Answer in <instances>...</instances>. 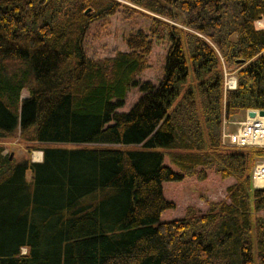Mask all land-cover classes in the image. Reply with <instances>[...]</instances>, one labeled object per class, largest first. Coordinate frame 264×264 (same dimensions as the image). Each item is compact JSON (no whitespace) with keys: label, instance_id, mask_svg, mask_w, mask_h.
Here are the masks:
<instances>
[{"label":"trees","instance_id":"trees-1","mask_svg":"<svg viewBox=\"0 0 264 264\" xmlns=\"http://www.w3.org/2000/svg\"><path fill=\"white\" fill-rule=\"evenodd\" d=\"M120 7L146 30L87 56L90 23ZM258 20L264 0H0V264H264V186L251 178L264 147L222 142L223 119L264 109ZM151 36L170 42L157 85L136 78ZM13 138L41 160L9 158ZM209 169L234 179L224 197L159 220L174 207L162 182Z\"/></svg>","mask_w":264,"mask_h":264},{"label":"rangeland","instance_id":"rangeland-1","mask_svg":"<svg viewBox=\"0 0 264 264\" xmlns=\"http://www.w3.org/2000/svg\"><path fill=\"white\" fill-rule=\"evenodd\" d=\"M256 23L258 26H264L263 21L258 20ZM148 24L149 19L146 16L120 7L105 20H96L90 23L83 39L84 52L87 56L102 58L118 50H127L126 38L129 33L135 31L137 28L146 30ZM151 39L152 47L150 53L147 55L148 67L138 73L136 78L139 81L147 80L157 85L163 76L165 55L170 42L167 37L156 39L155 36H151ZM27 93L26 89H23L21 92L22 96H26ZM140 94L141 92L137 86L131 87L124 98L123 104L117 110H128ZM224 120L226 121L222 125V130L224 128L225 132L231 135L246 120V115L243 111L241 114L239 113ZM225 138L224 142L226 144H233L231 143L234 140L233 137L227 136ZM3 145L4 153H12V157L17 160L30 158V154L32 153L35 158H33V161L41 160L42 158L41 150H28L17 138L5 139L3 140ZM51 145L73 148L78 147L80 144L62 142L52 143ZM111 146L119 147V144H111ZM37 152L40 153V157L35 156ZM262 160H264V157H262ZM165 162L167 163V159H165ZM26 177L29 179V171L26 172ZM233 181L232 177L221 179L212 169L208 170L207 177L202 180L196 176H185L180 181H163V194L166 199L173 201L174 207L163 210L159 220L182 216L188 205L204 209L208 201L223 198L226 186Z\"/></svg>","mask_w":264,"mask_h":264},{"label":"built area","instance_id":"built-area-1","mask_svg":"<svg viewBox=\"0 0 264 264\" xmlns=\"http://www.w3.org/2000/svg\"><path fill=\"white\" fill-rule=\"evenodd\" d=\"M223 85L224 89H232L236 87V76L233 71H230L229 68L223 67ZM226 120L223 121V123ZM255 117H246V120L238 127L233 134H228L225 132V129L222 130V142L225 143V137H233V146H246L254 145L264 147V142L262 140L261 132L255 129V124L259 122ZM226 144V143H225ZM251 178L254 186L263 187L264 186V160L256 162L252 169Z\"/></svg>","mask_w":264,"mask_h":264},{"label":"bare ground","instance_id":"bare-ground-1","mask_svg":"<svg viewBox=\"0 0 264 264\" xmlns=\"http://www.w3.org/2000/svg\"><path fill=\"white\" fill-rule=\"evenodd\" d=\"M255 118L257 119V120H260L259 122H257L256 124H255V129H257L259 132H261L262 134H261V136H262V140H263V142H264V116H258V115H256L255 116ZM40 153H35V156L36 157H40V155H39Z\"/></svg>","mask_w":264,"mask_h":264},{"label":"water","instance_id":"water-1","mask_svg":"<svg viewBox=\"0 0 264 264\" xmlns=\"http://www.w3.org/2000/svg\"><path fill=\"white\" fill-rule=\"evenodd\" d=\"M246 114L248 117L264 116V109H247ZM12 157V153L9 154V158Z\"/></svg>","mask_w":264,"mask_h":264},{"label":"crops","instance_id":"crops-1","mask_svg":"<svg viewBox=\"0 0 264 264\" xmlns=\"http://www.w3.org/2000/svg\"><path fill=\"white\" fill-rule=\"evenodd\" d=\"M243 111L245 112V115H246V117H247L246 110H242V111L238 112L237 114H239V113L241 114V112H243ZM237 114H236V115H237ZM30 156H31V159H32V160L35 159L34 156H33V153L30 154ZM33 158H34V159H33ZM261 159H262V158H258V159H257V162H259V160H261Z\"/></svg>","mask_w":264,"mask_h":264}]
</instances>
